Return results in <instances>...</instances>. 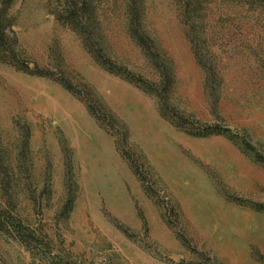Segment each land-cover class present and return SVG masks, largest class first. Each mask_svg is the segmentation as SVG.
Here are the masks:
<instances>
[{
  "label": "rangeland",
  "instance_id": "obj_1",
  "mask_svg": "<svg viewBox=\"0 0 264 264\" xmlns=\"http://www.w3.org/2000/svg\"><path fill=\"white\" fill-rule=\"evenodd\" d=\"M6 18L0 264H264V0Z\"/></svg>",
  "mask_w": 264,
  "mask_h": 264
},
{
  "label": "trees",
  "instance_id": "obj_2",
  "mask_svg": "<svg viewBox=\"0 0 264 264\" xmlns=\"http://www.w3.org/2000/svg\"><path fill=\"white\" fill-rule=\"evenodd\" d=\"M11 0H0V61L14 62L16 60V53L12 48V40L9 36L10 21L6 18V12L8 4ZM75 11L72 8H68L67 20L74 18Z\"/></svg>",
  "mask_w": 264,
  "mask_h": 264
}]
</instances>
